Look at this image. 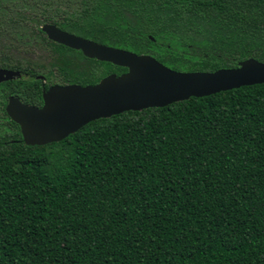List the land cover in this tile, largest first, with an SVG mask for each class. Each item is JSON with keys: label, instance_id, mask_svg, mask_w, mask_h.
Segmentation results:
<instances>
[{"label": "trees", "instance_id": "trees-1", "mask_svg": "<svg viewBox=\"0 0 264 264\" xmlns=\"http://www.w3.org/2000/svg\"><path fill=\"white\" fill-rule=\"evenodd\" d=\"M28 1L46 71L63 83L126 68L49 40L45 23L138 54L168 36L190 51L157 57L177 70L264 62V0ZM0 64L36 73L5 53ZM28 88L8 81L0 96ZM0 129V264H264V82L94 120L46 145L25 144L4 108Z\"/></svg>", "mask_w": 264, "mask_h": 264}, {"label": "water", "instance_id": "water-1", "mask_svg": "<svg viewBox=\"0 0 264 264\" xmlns=\"http://www.w3.org/2000/svg\"><path fill=\"white\" fill-rule=\"evenodd\" d=\"M41 29L53 42L79 50L85 57L125 67L126 71L110 73L95 84L54 85L43 94L42 108L10 97L6 113L19 125L27 145L61 141L91 121L126 111L164 107L190 97L264 82V62L252 57L233 68L178 71L151 55L89 40L54 24L45 23ZM17 75L18 71L0 68V82Z\"/></svg>", "mask_w": 264, "mask_h": 264}, {"label": "rangeland", "instance_id": "rangeland-1", "mask_svg": "<svg viewBox=\"0 0 264 264\" xmlns=\"http://www.w3.org/2000/svg\"><path fill=\"white\" fill-rule=\"evenodd\" d=\"M37 9V5L31 3L28 0H0V50L15 59H24L32 62L33 64H35V66L41 65L47 68L49 61L47 50L43 43L40 42L38 37L32 35L28 24L30 14L37 11ZM126 10L127 8L124 9V11ZM105 12L107 13L105 14L107 23H111V18L109 17L113 15L112 11L110 10V12ZM125 16L131 21L130 23L133 26L137 25L136 20L131 17L132 15L131 13H129V11H126ZM107 23L105 25H107ZM83 29L84 30H82V33H86V28H84V26ZM150 38L153 41L156 40L153 37ZM167 38L168 36L165 39H160V41L164 42L163 44L162 42H159L158 45H153V51H146V53L140 54H148L155 57L156 59L157 57L162 58L163 56L161 55L164 54V57L170 59L168 60L169 63L170 61H172V57L178 58V54L180 52L190 54L189 49L183 51L179 48H175L174 46L168 47L169 43L167 42ZM194 39L199 40L200 36L197 37L196 35L194 36ZM230 42L234 43V41ZM190 45L191 43H186V46L188 48L190 47ZM229 46L231 47L232 45L230 44ZM164 48L168 50V53H165L163 51ZM200 52L201 50L199 49L197 51H194V54ZM80 64H85L86 66H88L89 62L82 59ZM164 65L171 69L177 70L169 64Z\"/></svg>", "mask_w": 264, "mask_h": 264}, {"label": "flooded vegetation", "instance_id": "flooded-vegetation-1", "mask_svg": "<svg viewBox=\"0 0 264 264\" xmlns=\"http://www.w3.org/2000/svg\"><path fill=\"white\" fill-rule=\"evenodd\" d=\"M49 24H52V23H49ZM60 29H62V28H60ZM62 30L66 31V32H69V33H72V34H75V33L71 32L69 30H66V29H62ZM75 35H77V34H75ZM84 38H86V37H84ZM86 39H89V38H86ZM89 40H91V39H89ZM1 54L2 55L4 54V52L2 50H0V55ZM5 54H7V53H5ZM17 60L23 61L24 67H26L28 65V63H29V61L24 60V59H17ZM34 66H35V64H34ZM0 68L1 69H6V70H14V71H18L19 72V75H17L15 78L0 82V85L6 83L8 81H14V83L21 84V86H23V87H27L28 88L29 85H32L34 87L31 92H30V89L28 88L29 90H27V92L28 93L30 92V95H28V96L16 95V94H12V93L11 94L3 93L0 96V108H4V110H5V108H7L8 101H9L10 97H16L24 105L31 106L33 108H42L43 104H44L43 94L50 87H52L54 85L75 84V83H69V82H64L63 83L61 78H60V76L58 74H56L55 76H51L52 74H49L46 71V68L44 66H41V65L35 66V70L33 69V71H36V73L27 72V71H21L19 69L10 68V67L4 66L2 64H0ZM5 112H6V110H5ZM19 130H20V127H19Z\"/></svg>", "mask_w": 264, "mask_h": 264}]
</instances>
